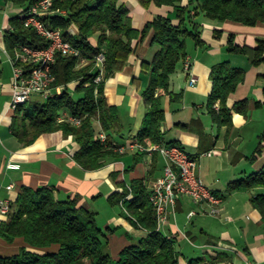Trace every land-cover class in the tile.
Here are the masks:
<instances>
[{"label": "crops", "instance_id": "obj_1", "mask_svg": "<svg viewBox=\"0 0 264 264\" xmlns=\"http://www.w3.org/2000/svg\"><path fill=\"white\" fill-rule=\"evenodd\" d=\"M119 2L127 8L131 25L137 30L159 15L176 23L170 7L150 5L145 9L137 0ZM187 2L182 0V5ZM4 6L15 15L22 10L6 0ZM9 17L4 9L0 48L8 64L0 61V201L8 200L11 205L22 188L47 187L52 190L55 200L75 199L77 207L94 212L95 222L102 210V225L96 223L103 233L102 248L115 259L122 248L134 245L146 236V232L130 225L121 209L115 210L107 198L119 190V184L128 186L133 179H148L150 188L161 175L164 162L157 153L153 154L154 171L147 176L153 156L147 157L141 152L136 155L139 152L129 150L107 160L98 169L85 170L73 160L79 148L75 138L60 130L40 134L32 142L22 144L9 128L14 115L9 107L12 70L2 34ZM215 31L220 32L218 38L214 37ZM199 33L203 46L192 43L186 49V57L170 76V91L181 93V97L173 102L167 95L162 97L164 118L160 130L165 143L178 144L196 160L197 175L219 199L218 214H207L209 204L197 205L190 198L180 196L159 230L175 241L178 264H190L191 261L199 264H264V221L251 203L253 197L264 193V189H228L230 183L264 167V137L261 138L264 135V107L254 106V102L264 105V80L257 77L264 74V64L254 66L245 55L229 51L227 47L230 37L235 46L255 47L257 40L264 39V22L246 26L230 20L219 23L200 17ZM132 45L133 52L123 69L107 78L103 85L106 105L116 109L113 133L104 132L99 121L92 120L95 135L102 130L117 145V136H126L121 144L134 140L141 126L146 112L141 92L148 81L143 63L149 62L157 49L151 43L150 33L142 40H134ZM185 61L189 62L190 72L196 77L192 86L187 84V74L183 70ZM221 62L244 71V80L226 99V107L232 109L235 102L243 99L247 100L248 107L245 114L230 110V124L217 128L207 114L206 98L211 89L210 69ZM73 87L74 84L68 85L70 93ZM35 97L34 103L44 100ZM178 124L187 127L179 128ZM207 152L211 153L207 155ZM7 164H16L18 168L10 169ZM190 212L193 214L189 215ZM5 222L7 214H0V226ZM22 247L38 253L57 249L53 245L42 251L33 250L22 238L7 242L0 236V257L16 255Z\"/></svg>", "mask_w": 264, "mask_h": 264}, {"label": "trees", "instance_id": "obj_2", "mask_svg": "<svg viewBox=\"0 0 264 264\" xmlns=\"http://www.w3.org/2000/svg\"><path fill=\"white\" fill-rule=\"evenodd\" d=\"M6 1L22 10L6 20L2 32L5 51L12 55L20 45L45 48L47 41L23 26L24 12L39 0ZM137 1L145 9L150 5L172 8L176 23H172L167 16L159 15L137 30L131 25L127 8L119 0H53V8L64 13L43 18L42 22L59 30L62 37L88 59V63L75 69L76 58L55 55L52 86H62L61 94H53L30 107H25V103L15 110L9 128L22 144L32 142L40 134L60 130L64 135L75 138L79 148L73 160L85 170L98 169L107 160L117 158L120 155L116 151L119 145L110 144L113 142L108 139L114 131L116 109L106 105L103 85L107 78L123 69L133 52L132 42L142 40L150 33L151 43L157 49L151 60L143 63L148 76L147 85L141 92L146 112L134 140L143 147L151 144L180 147L163 141L160 130L164 118L161 100L164 95L170 102L181 97V93L170 91L169 79L186 57V39H190L195 46H203L199 18L219 23L230 20L246 26L264 22V0H188L185 5H182V0ZM70 27L75 32L73 36L67 35ZM219 36L220 32L215 31L214 37ZM227 47L229 51L245 55L254 66L264 64V39L257 40L256 46L250 48L233 45L230 37ZM100 51L104 56V76L102 82L95 85L96 70L92 59ZM257 77L264 80V74ZM209 79L211 89L206 98L207 114L217 128L228 126L230 110L240 114L247 111L246 99L235 102L232 109L225 104L229 95L243 82L244 71L221 62L211 67ZM74 82L77 83L70 93L68 85ZM95 87L97 95L93 92ZM75 94L79 96L75 98ZM254 106L264 107L259 102H254ZM62 112L81 118L80 124L74 126L58 122L57 117ZM94 118L99 121L101 129L109 133L106 135L109 144H102L96 138L92 124ZM178 127L187 126L178 124ZM151 159L147 176L154 171L155 157ZM252 188L264 189V167L228 185L229 190ZM149 191L148 179H133L128 186L119 184V190L107 198L110 206L121 209L130 225L146 232L145 237L134 245L122 248L113 259L103 251V233L96 225L94 212L77 207L75 199L55 200L50 188H22L9 205L7 222L1 224L0 236L7 242L22 238L33 250L42 251L53 245L57 249L38 253L22 247L16 255L0 257V264H178L175 241L157 228L155 211L148 201ZM251 203L264 221V193L253 197ZM190 264L199 262L191 261Z\"/></svg>", "mask_w": 264, "mask_h": 264}, {"label": "built area", "instance_id": "obj_3", "mask_svg": "<svg viewBox=\"0 0 264 264\" xmlns=\"http://www.w3.org/2000/svg\"><path fill=\"white\" fill-rule=\"evenodd\" d=\"M63 11L53 8V0H39L32 4L24 12L23 26L34 30L40 37L47 41L45 48H32L27 45H20L13 50L12 55L7 56L11 64L12 75L10 79L11 99L9 103L10 110H15L25 103L31 97L39 96L47 98L53 94L60 95L62 86L53 87L54 75L52 68L55 62V55L76 58L75 69H79L88 63L82 53L66 41L59 30L52 29L44 25L43 18L55 14H63ZM73 28L67 29V35H74ZM92 63L96 70V76L93 80L98 85L104 76V56L102 51L96 54ZM183 70L187 74V84L192 86L196 83V77L190 72V64L184 62ZM77 82H74L75 85ZM94 95H97V88H94ZM58 122H66L77 126L81 118L72 117L66 112H62L57 117ZM96 138L102 144H109L106 134L100 130ZM114 145V143H110ZM141 152L150 157L157 153L163 160V169L160 176L152 182L148 201L154 208L157 228L165 221L169 213L173 212L176 200L180 196H186L194 204L200 205L206 203L210 205L207 214L214 216L218 214L216 205L219 199L213 195L203 184L201 178L197 175V162L189 156L182 148L164 144H151L146 147L138 144L135 140H127L123 145H119L116 151ZM211 152H207L209 155ZM10 169L18 168L16 164H7ZM10 188V186H8ZM9 210L8 200L0 201V214L6 215ZM190 212L189 215H192Z\"/></svg>", "mask_w": 264, "mask_h": 264}, {"label": "rangeland", "instance_id": "obj_4", "mask_svg": "<svg viewBox=\"0 0 264 264\" xmlns=\"http://www.w3.org/2000/svg\"><path fill=\"white\" fill-rule=\"evenodd\" d=\"M4 1L5 0H0V29H2V18H3V10L5 9L7 11V14L9 16H14L15 14H13L12 11H10L9 8H5L4 6ZM192 45V41L190 39H186L185 40V47L186 49H189L190 46ZM156 46V45H154ZM0 61L1 63H4L6 66L8 64V60L6 58V56L4 54H2L1 52V48H0ZM72 92V91H71ZM75 98H77L79 96V94H75L73 95ZM35 96L31 97L30 100L25 104V107H30L34 102H35ZM41 100V99H40ZM39 100V101H40ZM124 139H126V136H117V140L119 141L118 145H120L123 141H125ZM140 153V152H139ZM153 154H155L154 152L151 154L153 156ZM115 208V210H120L119 207L115 206L113 207ZM104 220V217L102 216V210H101V215H99V217L96 219V223L101 226L102 225V222Z\"/></svg>", "mask_w": 264, "mask_h": 264}]
</instances>
